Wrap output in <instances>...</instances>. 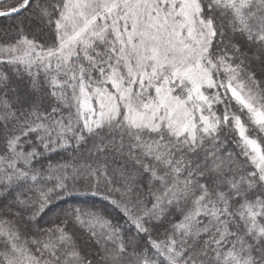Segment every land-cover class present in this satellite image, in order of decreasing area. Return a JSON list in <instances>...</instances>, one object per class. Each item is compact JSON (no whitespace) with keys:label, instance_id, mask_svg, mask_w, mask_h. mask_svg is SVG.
<instances>
[{"label":"snow or ice","instance_id":"1","mask_svg":"<svg viewBox=\"0 0 264 264\" xmlns=\"http://www.w3.org/2000/svg\"><path fill=\"white\" fill-rule=\"evenodd\" d=\"M13 15L0 264H264V0H13ZM68 148L72 164L49 162ZM83 188L119 218L73 205L41 223Z\"/></svg>","mask_w":264,"mask_h":264},{"label":"trees","instance_id":"2","mask_svg":"<svg viewBox=\"0 0 264 264\" xmlns=\"http://www.w3.org/2000/svg\"><path fill=\"white\" fill-rule=\"evenodd\" d=\"M13 0H8L7 4L0 5V8H7L8 5L12 4ZM23 14V13H22ZM16 16L13 15L9 18H0V29L11 27L14 23ZM51 157L50 163L53 164H72L75 158L79 155L78 152L74 151L72 148L62 149L59 151L50 152L47 154ZM73 205L81 207H95L97 209H105L111 212L113 216L119 218V214L115 211L107 200H103L100 196L93 195L88 189H78L73 193L71 197L68 198H58L54 201V206L51 207L44 215L41 223H45L50 218L59 213L62 209L71 208ZM120 223L123 225L125 222L120 219Z\"/></svg>","mask_w":264,"mask_h":264}]
</instances>
